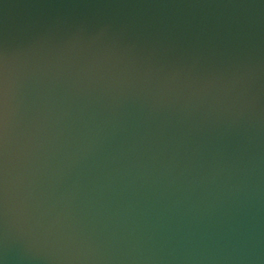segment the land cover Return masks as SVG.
<instances>
[{
    "label": "water",
    "instance_id": "95a60500",
    "mask_svg": "<svg viewBox=\"0 0 264 264\" xmlns=\"http://www.w3.org/2000/svg\"><path fill=\"white\" fill-rule=\"evenodd\" d=\"M0 264H264V0H0Z\"/></svg>",
    "mask_w": 264,
    "mask_h": 264
}]
</instances>
